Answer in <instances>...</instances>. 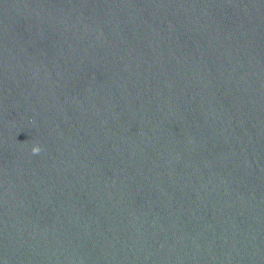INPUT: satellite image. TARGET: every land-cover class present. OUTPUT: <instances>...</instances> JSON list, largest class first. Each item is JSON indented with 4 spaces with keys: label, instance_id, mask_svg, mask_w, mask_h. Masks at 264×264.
<instances>
[{
    "label": "water",
    "instance_id": "water-1",
    "mask_svg": "<svg viewBox=\"0 0 264 264\" xmlns=\"http://www.w3.org/2000/svg\"><path fill=\"white\" fill-rule=\"evenodd\" d=\"M0 264H264V0H0Z\"/></svg>",
    "mask_w": 264,
    "mask_h": 264
},
{
    "label": "clouds",
    "instance_id": "clouds-1",
    "mask_svg": "<svg viewBox=\"0 0 264 264\" xmlns=\"http://www.w3.org/2000/svg\"><path fill=\"white\" fill-rule=\"evenodd\" d=\"M32 151H33V153H38V152L40 151V149H39L38 147H34V148L32 149Z\"/></svg>",
    "mask_w": 264,
    "mask_h": 264
}]
</instances>
